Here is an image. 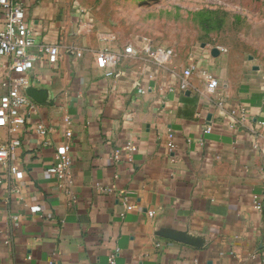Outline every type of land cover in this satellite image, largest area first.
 <instances>
[{
    "label": "crops",
    "instance_id": "1",
    "mask_svg": "<svg viewBox=\"0 0 264 264\" xmlns=\"http://www.w3.org/2000/svg\"><path fill=\"white\" fill-rule=\"evenodd\" d=\"M23 1L36 40L59 44L62 56L51 64L44 54L28 74L37 98L0 166V264H264V74L210 50L159 69L126 57L107 76L96 50L146 40L117 35L107 45L75 0ZM70 46L82 56L66 54ZM9 64L0 57V81ZM202 70L219 78L215 92ZM241 108L244 118L230 114ZM9 138L0 126V146ZM63 143L64 181L52 171Z\"/></svg>",
    "mask_w": 264,
    "mask_h": 264
},
{
    "label": "rangeland",
    "instance_id": "2",
    "mask_svg": "<svg viewBox=\"0 0 264 264\" xmlns=\"http://www.w3.org/2000/svg\"><path fill=\"white\" fill-rule=\"evenodd\" d=\"M75 1L78 18L95 29L152 40L181 57L218 47L264 74V0Z\"/></svg>",
    "mask_w": 264,
    "mask_h": 264
},
{
    "label": "built area",
    "instance_id": "3",
    "mask_svg": "<svg viewBox=\"0 0 264 264\" xmlns=\"http://www.w3.org/2000/svg\"><path fill=\"white\" fill-rule=\"evenodd\" d=\"M99 37L106 42L116 40V35L109 32H99ZM222 51L225 49L221 48ZM66 54L81 57L83 51L76 46H70L65 50ZM47 56L49 63H56L62 56V50L59 44H42L36 40L33 27L26 18V5L23 0H0V57L9 58V72L7 79L0 81V126L6 127L10 133L8 142L0 146V166L5 165L12 153L21 145V132L27 124L26 115L23 112L25 106L33 108L32 101L29 98L27 90L28 74L34 68V64L43 55ZM143 58L146 63L154 68H167L174 60L175 51L169 46L147 41L142 48H137L133 43L126 44L122 49L105 46L95 51L96 63L99 68L109 69L107 76H118L119 70L113 71L124 58ZM193 74L191 67L183 71V77L180 79L179 88L182 91L189 89L188 77ZM201 76L206 84L208 92H215L220 86L219 78L211 71L202 70ZM243 112H242V111ZM238 111L242 112V117L246 116L243 108L232 110L230 114L235 115ZM35 129L40 134L46 135L48 128L41 122L35 124ZM212 124H207L205 132H212ZM67 137L72 135L71 130L65 132ZM173 151L174 147H170ZM124 153L129 159L135 151V147L128 143L122 147ZM114 158H119L115 153ZM72 157L70 155L67 143L56 148L55 164L53 166L54 175L64 181L71 175ZM16 166L11 167L15 172ZM124 206L133 207L127 201L126 196H122ZM160 246V243L157 244Z\"/></svg>",
    "mask_w": 264,
    "mask_h": 264
},
{
    "label": "water",
    "instance_id": "4",
    "mask_svg": "<svg viewBox=\"0 0 264 264\" xmlns=\"http://www.w3.org/2000/svg\"><path fill=\"white\" fill-rule=\"evenodd\" d=\"M211 53L213 56H218L220 54V49L218 47H213L211 50ZM27 93H28V95L34 96L37 98V96H35V93L32 91V89H28Z\"/></svg>",
    "mask_w": 264,
    "mask_h": 264
}]
</instances>
